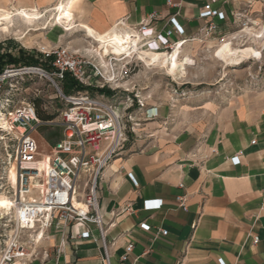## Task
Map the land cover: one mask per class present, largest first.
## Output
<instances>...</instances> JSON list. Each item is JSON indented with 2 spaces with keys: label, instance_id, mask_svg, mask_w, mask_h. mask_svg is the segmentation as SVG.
Segmentation results:
<instances>
[{
  "label": "crops",
  "instance_id": "0c3cea01",
  "mask_svg": "<svg viewBox=\"0 0 264 264\" xmlns=\"http://www.w3.org/2000/svg\"><path fill=\"white\" fill-rule=\"evenodd\" d=\"M53 1L17 2L27 12L45 15L54 9V16ZM210 1L75 0L72 25L75 33L87 27L102 35L148 22L163 34L173 18L183 35L170 40H186L184 52L205 26L199 15ZM67 3L59 5L65 9ZM211 7L225 17L215 21L217 38L240 21L235 15L247 19L262 12L264 0H213ZM54 26L48 41L63 45L57 36L64 25ZM77 41V51L86 49ZM152 106L163 121L145 124L144 138L127 145L97 182L110 264H264V110L219 109L208 126L196 121L169 130L158 125L168 124L161 108ZM149 201L160 206L145 207ZM129 244L133 249L121 262ZM101 248L96 236L75 245L51 230L37 246L40 255L27 264H104Z\"/></svg>",
  "mask_w": 264,
  "mask_h": 264
},
{
  "label": "built area",
  "instance_id": "2783aa9c",
  "mask_svg": "<svg viewBox=\"0 0 264 264\" xmlns=\"http://www.w3.org/2000/svg\"><path fill=\"white\" fill-rule=\"evenodd\" d=\"M212 2L204 6L199 15L206 20L205 26L197 37L188 41L210 39L217 29L215 21L224 20L223 13L211 7ZM235 17L243 19L240 14ZM153 18L150 16V20ZM167 24L170 29L163 34L156 33L148 22L129 28L117 26L115 28L124 38L117 46L113 44L112 36L104 33V42L86 36L88 41L97 44L91 50L89 42L83 51L67 46L43 47L40 55L50 67L48 71L41 67H10L0 74V97L12 78L40 75L53 85L66 104L58 116L47 122L37 118L30 103L6 113L2 131L14 139V150L7 154V159L10 168L12 164L15 170V182L4 186V194L13 202L16 220L0 250V264H27L35 260L40 255L38 244L51 230L75 245L96 236L102 245V260L104 264H110L106 231L99 212L97 182L103 170L123 151L126 142L121 121L123 114L132 107L127 94L133 90L130 72L140 62L139 54L147 51L170 56L176 49L181 51L186 43L183 39L171 42L173 36L181 37L183 31L173 18ZM242 26L244 28L246 24ZM65 74L87 87L119 89L126 98L114 105L95 97H65L59 88ZM137 103L142 107L140 101ZM118 107L121 108L119 114L116 113ZM145 114L150 120L157 116L156 109L147 110ZM42 127L61 130L60 139L44 149L47 154L41 152L34 136ZM234 160L237 162V158ZM81 185L85 192H80ZM176 201L179 207L185 208L183 197L176 198ZM159 206V201L145 203L147 208ZM159 233L167 235L166 231ZM256 243L257 238H254L253 244ZM132 249L131 244L125 248L121 262L126 261Z\"/></svg>",
  "mask_w": 264,
  "mask_h": 264
},
{
  "label": "rangeland",
  "instance_id": "374dc122",
  "mask_svg": "<svg viewBox=\"0 0 264 264\" xmlns=\"http://www.w3.org/2000/svg\"><path fill=\"white\" fill-rule=\"evenodd\" d=\"M17 1L0 0V9L6 10L11 16V22L7 25V29L0 26V54H11L18 61L17 64L7 65L6 68H23V63L31 62L30 59H32L39 63V67L46 69L45 67L48 65L43 62L40 55V50L43 47L65 45L72 50H77V40H80V44L85 47L89 42V50L97 46L96 43L86 39L85 33H75L76 29L74 28L65 31L64 27L61 28V33L57 36L58 39L63 40V45L50 43L48 41L50 40L49 33L52 34L55 30L52 18L54 9L45 15L39 12L40 19L29 23L20 15L22 8ZM61 1L65 5L69 0H55L50 7L54 8L57 5L62 10L59 5ZM0 23L5 24L4 21ZM244 23L246 24L244 28L247 30L242 32ZM263 29L264 10L254 12L247 19H240L227 34L217 38L211 37L201 42H190L184 52L180 51V58L177 59L178 61L185 58L191 60V64L184 65L183 75L171 76L165 67H152V64L146 65L142 60L137 62L130 72L133 90L129 95L127 94L132 101V107L123 114L121 121L126 137L123 151L130 143L144 138L145 124L152 120L148 119L145 113L147 110L156 109L152 104H157L164 116L167 117L168 124L166 126L158 125L169 130L172 128L182 129L187 123L196 121L208 126L212 121L211 114L219 109L243 106L255 112L264 110ZM228 42L231 43L230 54H245L248 55V59L237 65L220 61L217 58L220 45ZM165 51L169 53V50ZM26 57L30 59L26 60ZM77 84L81 89L72 96L84 98L89 97L92 91L105 90L102 95L95 93V98L114 105L126 98V94L119 89L111 90L106 87L99 89ZM63 96L71 97L64 94ZM35 100H39L43 111L56 116L66 105L58 96L53 85L40 75L16 76L2 91L0 97V200L8 198L4 194V186L9 185L7 178L11 169L7 154H12L15 145L13 137L2 131L6 113L21 104H33ZM137 101L141 102L142 107H139ZM120 111V107L116 108L117 114ZM158 118L157 112L154 120ZM157 121L162 122L163 120L158 119ZM44 131L46 132L45 136L43 135ZM34 136L41 152L47 154L44 149L60 139L61 130L42 127L37 130ZM15 220L13 210L8 215L0 214V250L9 233L14 229Z\"/></svg>",
  "mask_w": 264,
  "mask_h": 264
},
{
  "label": "bare ground",
  "instance_id": "6f19581e",
  "mask_svg": "<svg viewBox=\"0 0 264 264\" xmlns=\"http://www.w3.org/2000/svg\"><path fill=\"white\" fill-rule=\"evenodd\" d=\"M75 0H69L68 7L65 9H59L57 7V14H55L52 18L55 24L61 25L65 27V31H70L73 29L72 25V7L74 6ZM20 15L27 20L29 23H33L34 21H37L40 19L39 12L35 9L27 12L21 10ZM4 21L5 24L0 23V26H3L4 29H7V25L11 22V16L10 13L7 12L4 9H0V22ZM81 27V26H80ZM82 30H84V33L87 36H92L99 42H104V36L96 34L91 29L84 27ZM247 29H244V31ZM264 30V29H263ZM3 31V30H2ZM243 31V32H244ZM264 34V33H263ZM107 35L112 36L113 44L115 46L122 43L124 40L123 36L118 32L116 28H113L110 32L107 33ZM260 37V36H259ZM126 40V39H125ZM128 40L127 42H129ZM105 45H102L101 47L104 48ZM231 46V43H222L220 45V48L218 50L217 58L220 61H223V63L230 64V65H237L240 64L242 61L248 59V55L245 54H230L229 48ZM180 55V48L173 51V53L168 56V54L164 53H151L147 51H142V53L139 54V60L144 62L146 65H153V66H161L167 68V72L171 76L176 75H183L184 74V65L191 64V60L188 58H185L184 60L181 59V61H178ZM8 181L11 184H14L15 182V170L13 166L11 167L10 171L8 172ZM13 210V202L9 198H2L0 200V214L2 216L8 215L10 211Z\"/></svg>",
  "mask_w": 264,
  "mask_h": 264
},
{
  "label": "trees",
  "instance_id": "16d2710c",
  "mask_svg": "<svg viewBox=\"0 0 264 264\" xmlns=\"http://www.w3.org/2000/svg\"><path fill=\"white\" fill-rule=\"evenodd\" d=\"M25 59L27 60L30 58L26 57ZM30 60H31V62H27V61L24 62L23 66L24 67H39L38 66L39 63L37 61H32V59H30ZM17 63H18L17 59L15 57H13L11 54H8V53L0 54V74H2V72L5 70L7 65L17 64ZM45 68H46L45 69L46 71H48L50 69L49 66H46ZM59 88H60L61 92L67 96H72L73 94H75L76 92H78L81 89L78 87L77 82L74 79H72L68 74H65L63 77V80L59 82ZM95 93L102 95L105 93V90L92 91V92H90L89 97H95ZM32 105L34 106L37 118L40 121L47 122V121L53 120L56 117V115H54V114H49V113L43 111L41 109V103L39 102V100H35ZM44 134H46L45 131L43 132V135Z\"/></svg>",
  "mask_w": 264,
  "mask_h": 264
}]
</instances>
